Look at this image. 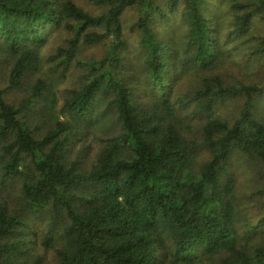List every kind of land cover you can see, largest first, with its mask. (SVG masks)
Masks as SVG:
<instances>
[{"label":"trees","instance_id":"1","mask_svg":"<svg viewBox=\"0 0 264 264\" xmlns=\"http://www.w3.org/2000/svg\"><path fill=\"white\" fill-rule=\"evenodd\" d=\"M91 1L107 10L92 14L71 0H0V64L4 56L12 61L8 86L0 90V195L7 183L18 179L22 199L14 213L0 207V264H20L17 257L24 254L31 222L45 217H51L47 242L57 233L63 244L58 264H157L168 245L171 264H264V246L252 252L237 246L229 172L236 155L264 165V122L255 113L257 98L264 99V82L227 85L220 77L203 79L196 99L208 121L201 143L187 140L170 120L142 115L132 89L114 70L127 47L123 15L135 9L134 30L146 75L162 98L166 117L173 115L168 102L171 48L156 36L153 22L182 9L191 61L209 69L217 59L218 40L204 12L205 0ZM237 1L229 34L241 38L254 18L264 21V0ZM54 29L71 35L68 47L53 58L62 59L56 66L66 64V70L83 47L111 42L103 59L84 64L86 84L70 91L64 102L69 119L56 120L38 139L25 115L46 96L47 80L37 79L31 94L17 105L5 96L20 89L37 67L38 53ZM255 55L264 60V40ZM101 96L110 97L105 114L115 117L120 130L86 173L70 162L68 150L71 138L92 126ZM234 96L244 100L238 118L229 123L215 117L218 103ZM200 149L210 158L196 169ZM215 256L223 257L213 261Z\"/></svg>","mask_w":264,"mask_h":264},{"label":"rangeland","instance_id":"2","mask_svg":"<svg viewBox=\"0 0 264 264\" xmlns=\"http://www.w3.org/2000/svg\"><path fill=\"white\" fill-rule=\"evenodd\" d=\"M71 1L92 14L104 13L107 10L91 0ZM235 2L238 1L205 0L204 12L215 27L218 40L217 59L209 69H202L191 61V53L186 46L188 29L182 9L166 20L159 16L155 18L154 33L171 48L168 60L173 68L170 74L173 81L168 102L173 107V115L169 118L166 117L161 96L152 89L150 78L145 72V57L139 46V33L134 30L138 12L135 9L125 12L122 23L127 47L120 52L122 62L114 73L132 89L134 102L142 115L154 116V120H170L176 125L182 137L201 143V130L208 118L199 111L201 100L196 99V94L202 88L203 79L220 77L227 85L239 83L260 85L264 82V60L255 55L256 49L264 40V21L254 18L245 36L241 38L230 36L229 32L236 14L232 8ZM161 5L166 9L163 3ZM70 38L71 35L64 29L50 31L47 43L38 53L37 67L26 76L20 89L10 91L5 96L8 103L17 105L31 94V88L37 79L47 80L49 91L46 96L25 115V120L38 139L52 129L56 120L69 119L63 111L64 102L70 91L79 90L86 84L88 71L84 64L103 59L111 42L106 40L99 45L83 47L66 70V64L56 66L62 59L58 58L54 61L53 58L61 48L68 47ZM11 65L12 61L8 57H2L0 90L8 86ZM109 100V96H101L90 119L93 120L92 126L80 129V133L71 138L68 158L70 162H77L78 169L83 172L89 173L94 168L107 140L119 133L120 129L115 117L112 114H105ZM243 103L241 96L227 97L218 103L215 117L233 123L241 113ZM255 113L260 121L264 122L263 98H257ZM209 158V153L205 149H200L195 168L199 169ZM229 172L230 179L234 182L236 243L238 247L252 252L254 248L264 246V165L255 158L236 155L230 162ZM228 180L226 178L225 182ZM20 189L21 184L18 179L13 183H7L5 191L0 195V207H6L10 213L19 210L22 206ZM50 223L51 217L31 222L24 254L17 257V262L59 263L57 252L63 244L57 233L49 243L47 242ZM59 226H62L61 222ZM170 251L169 245L165 247L160 253L157 264H171L173 259ZM222 257L215 256L213 261H218ZM204 260L212 261L207 257H204Z\"/></svg>","mask_w":264,"mask_h":264}]
</instances>
